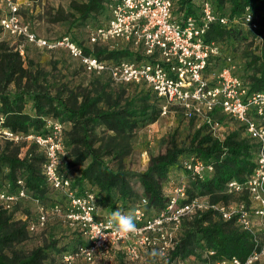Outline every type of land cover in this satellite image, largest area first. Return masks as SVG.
Returning a JSON list of instances; mask_svg holds the SVG:
<instances>
[{"label":"trees","instance_id":"1","mask_svg":"<svg viewBox=\"0 0 264 264\" xmlns=\"http://www.w3.org/2000/svg\"><path fill=\"white\" fill-rule=\"evenodd\" d=\"M118 1L86 0L73 5L78 14L76 26L89 35L94 29L108 22L110 7ZM196 1L198 0H184L177 3L175 15L179 17L180 12L195 14ZM209 1L219 16L230 19L241 16L246 7L251 8L255 17L257 13L264 15V0ZM261 19L264 18L260 17ZM242 28L240 23H230L227 27L217 24L211 26L205 35V41L220 44L221 56L211 58L210 66L212 61H218L219 71L226 66L227 58L235 62V57L228 53V46L231 44L239 47L245 44L247 55L243 57L244 65L246 70L253 71V75L249 77L250 90L264 91V49L260 56L249 53L252 42L249 39L255 34L248 29L243 32ZM114 48L104 49L96 54L91 52L92 55L86 54L99 61L104 53L108 61L121 63L140 60L137 54L130 51L129 45L118 44ZM7 50L4 45L0 46V116L3 118V126L13 132L36 133L42 127L44 117L69 121L71 128L66 133L64 159L70 167L85 165L81 173L70 178L72 187L88 191L90 184L97 188V203L101 208L110 209L112 212L120 209L131 213L133 203L130 202L134 197L132 181L136 178L148 198L149 207L160 209L166 202L161 183L166 181L165 188L170 190L179 184L181 172L188 176L190 189L187 195L190 198L209 194L213 201L226 204V183L233 179L243 181L252 170L257 147L243 137L240 131L231 129L227 122L230 118L225 116L217 123L218 133L224 136L223 140H214L209 134L203 133L206 130L203 126L192 134L189 143L182 145L183 148H173L164 156L152 158L145 173H126L123 160L131 152L132 133L156 120L163 101L150 88L128 92L126 87L119 86L115 90L106 82L100 84L99 80L90 81V86L94 85V89H85L80 95L81 100L73 93L65 97L62 89H51L44 73L27 72L20 64L18 53ZM233 74L239 76L238 72L234 71ZM26 103L31 104L28 105L31 107V114L24 112ZM2 150L0 187L8 185L9 190H13L16 182L21 180L29 191L42 195L45 191L40 170L42 158L33 154L30 158L19 159L18 147L11 144H7ZM190 158L211 165V177L202 180L192 178L184 168L185 161ZM187 201L182 200L181 203ZM180 231V237L175 240L166 258L154 257L150 251L144 256L142 263L208 264V259L204 258V252L208 250L214 251L213 260L235 257L243 261L253 245L249 235L235 227L233 221L225 222L213 217L211 213L184 221ZM27 239L26 224L15 222L9 213L0 211V264H60L57 258L63 252L74 249L79 240H83L82 233L77 231L68 237L60 235L52 243L28 251L21 247Z\"/></svg>","mask_w":264,"mask_h":264},{"label":"built area","instance_id":"2","mask_svg":"<svg viewBox=\"0 0 264 264\" xmlns=\"http://www.w3.org/2000/svg\"><path fill=\"white\" fill-rule=\"evenodd\" d=\"M184 0H119L110 7L108 22L94 29L88 37L91 44L110 43L115 47L118 42L130 46V51L140 57L138 62H121L107 65L82 53V49L67 38L57 43H50L32 32L29 23L22 20L20 10L24 0H0V28L14 39L16 51L21 56L27 49H54L63 47L70 55L82 61L88 71L96 73L108 72L116 81L146 85L159 99L165 101L162 108L165 112L168 106H178L190 115L204 113L206 123L213 133H218L208 114L216 108L230 119L243 124L250 137L256 141L258 148L255 157L253 175L244 182L230 181L226 185L228 194H249L252 204L249 210L235 214L224 209H216L225 221L237 216V223L243 230L251 231L256 221L261 226L259 231L264 237V93L249 95L241 81L234 76V65L231 58L226 59V66L216 73L212 79L207 77L210 59L221 56V46L217 42H206L205 35L212 25L227 27L239 24L250 31L256 29L254 14L246 7L240 17L232 21L228 17L219 16L209 0H198L195 14L180 12L175 15V5ZM255 115V116H252ZM255 117V118H254ZM257 118V119H256ZM61 126L53 127L54 135L60 133ZM49 138L48 159L45 176L49 185L56 191H63L67 204L65 207L54 205L52 212L62 215L73 226L77 227L88 240L87 247H78L75 251L63 252L64 264L76 260L92 261L101 251L108 252L114 245L135 239L141 247H155L157 252L163 250V258L175 243L174 233L165 229L170 224L175 230L181 220L200 206L195 201L179 203L185 197V185L174 190V195L167 201V207L155 217H147L140 206L147 201L141 199L135 209L134 219L137 231L121 237L110 229L105 230L107 239L94 235V227L106 223V217L101 219L96 215L95 199L92 192L78 195L71 189L69 179L55 171L54 162L59 154L60 144ZM61 149V148H60ZM185 170L192 178L203 179L211 174L213 167L201 160L190 158L184 163ZM14 198L0 195V203L12 201ZM252 205V206H253ZM125 213V212H124ZM235 214V215H234ZM48 213H41L35 224L29 226L30 231L43 228L47 222ZM233 216V217H232ZM250 217H254L253 220ZM164 240V241H162ZM162 241V242H161ZM161 242L162 246L157 245ZM260 243L256 242L259 247ZM256 249V248H255ZM150 250H152L150 248ZM153 251V250H152ZM133 261L139 258L137 248H128ZM212 254V253H211ZM264 258V249L253 250L243 261L238 258L223 259L215 264H257Z\"/></svg>","mask_w":264,"mask_h":264},{"label":"rangeland","instance_id":"3","mask_svg":"<svg viewBox=\"0 0 264 264\" xmlns=\"http://www.w3.org/2000/svg\"><path fill=\"white\" fill-rule=\"evenodd\" d=\"M85 1L86 0H24L23 5L21 6L20 14L22 20L29 23L32 32L50 43H57L67 38L69 41L76 43V45L82 49V53L86 56H88L86 53L93 52L96 54L104 49L113 50L114 47H112V44L110 45V43H100L96 46L89 43V35L84 33L83 29L76 26L78 14L73 9V5L81 4ZM260 17L264 18V15L257 13V17L254 16L256 26V29H254L255 35L253 38L249 39V42H252L250 46L251 49H248V51L249 53H254L256 56H260L262 49H264V21H262L264 19L260 20ZM98 19L96 18L95 20ZM232 19H230V21H232ZM245 30H247V28L243 27L242 31L245 32ZM1 45H4V47L8 49L7 51L11 53H18L21 58L20 64L27 72L36 73L37 71H41L44 73L46 75L47 83L52 86L51 89L59 91L62 89L63 96L65 97H69L71 93H73L78 96L79 100H81L80 95L85 91V89H94V85L90 86L91 80H99L100 84L106 82L110 85V88L112 87L115 90H117L119 86H124L128 92L133 91V89L135 92H139L144 88H148L146 85L116 81L108 72L90 73L86 70L85 65L80 59L72 57L68 50L63 47L58 46L50 50L30 48L26 50L23 56H21L19 52L16 51V43L14 42V39L0 30V46ZM107 45L108 47H106ZM246 46L245 44L240 45L239 47L231 46V44L228 46V51H230L228 53H231L236 59L235 62L232 60L235 67L233 71L239 73L238 78L249 95L262 94L264 91L253 92L250 90L251 81L249 77L250 75H253V71L251 69L246 70L247 67L244 65L245 59L243 57L247 55ZM89 55H92V53ZM105 55V53L102 54V56H100V60L107 63L108 58H106ZM109 62H111L110 64H119V62L115 61ZM217 62L218 61H212L211 66L207 71V77L210 79H212V73L217 71L219 68V64ZM210 70L213 71L210 72ZM97 88H100V86ZM30 103H26L24 108L25 113L31 114V107L28 106L31 105ZM164 103L165 101L162 102V106H158L160 108V113L155 121L146 123L144 126L135 129L132 133V149L130 154L123 160V169L126 173L134 175L145 173L151 165L152 158L164 156L173 148H183L182 145L185 143L188 144L192 134L203 126L206 127V130L203 133L209 134L214 140H223V135H218L217 133L212 132V129L206 123V120H204V113H192L190 115L188 112L175 105H169L167 110L163 112L162 108ZM208 116L214 124H217L220 120L225 118V115L222 112L209 113ZM42 121L43 125L39 130H36V133L33 131L13 132L3 126V118L0 116V151H3L2 149H5L7 144H11L18 147L19 159L30 158L33 154H38L42 158V161L40 162V170L45 184V191L42 195L29 191L25 183L21 180L16 182L13 190H9L8 185L0 187V195L14 198L12 201L1 202L0 211L9 213L12 216L13 221L26 224L28 239L21 247L28 251L52 243L60 235L68 237L70 234L76 233L77 231L80 233L77 227L71 225L65 217H63V214L58 215L52 212V207L56 204L65 207L67 204V198L63 191H56L49 185L44 173L45 167L49 165L48 153L52 151L51 149L49 150V138H54L55 136L57 143L59 141L61 148H59L58 151L60 155L57 154L54 162L55 171L59 175L69 179L72 183L70 178H72L74 174L81 173L82 169L85 168V165L75 167L67 166L64 159L66 156L64 143L66 142V133L69 128H71V123L69 121L62 122L59 119L48 117H44ZM227 122L230 127H232L231 129L240 131L243 137L249 139L250 142L258 148L256 141L250 137L243 124L236 122L233 119H230ZM56 125L61 126V128L60 133L54 135L53 127H56ZM97 133H100V129L97 130ZM56 140L53 139L55 142ZM257 148L255 154L257 153ZM253 164L251 172L243 181H237L235 179L231 181L242 183L248 180L253 175V171L255 169V159ZM206 177H211V174L207 173L204 175V178ZM228 183H226V185ZM165 185L166 181L161 183V189L166 202L162 208L156 209L152 206L149 207V201L144 195L142 185L135 178L132 181L134 197L133 201L130 202V204L133 203L131 213L134 215L135 209L140 206L139 203L141 199L145 198L147 203L144 206H140L141 210L144 211V214L147 217H155L161 211L165 210L168 205L167 201L174 195V190L182 185H185V197L183 200L187 199L188 202L195 201L200 207L195 208L191 214L185 216L176 230L175 228L173 229L172 225H166L165 229H167L168 233L173 232L174 239L176 240L180 237V230L183 222L192 220L195 216H199L204 213H211L213 217L223 220L216 209H224L229 213L234 211L236 214L241 207H243L242 210L244 211L255 207V205L252 204L248 193L243 192L239 194H228L226 192V185L224 186V195L228 197L226 204L213 201L209 194L198 195L190 198L187 195L188 189H190V184L188 182V176L185 172H181V175L179 176V184L174 185L170 190H167ZM71 189L78 195H82L87 192L81 189H74L72 184ZM88 191L92 192L94 195L96 215L101 219L110 216L112 210L98 206L97 188L89 184ZM181 202L182 200L179 199V203ZM120 211L124 212L123 210ZM45 212L48 213L45 226L37 229L36 231H30L29 226L35 224L38 216ZM236 217L237 216H234L229 221H233L235 227L249 235L253 244L251 252L253 250L259 251L260 248L264 249V237L261 236L259 231L261 229L259 227L261 226L258 222H254L253 229L251 231H247L243 230L239 223H237ZM250 218L255 220L254 217ZM82 238L83 240H79L75 248L69 251H75L81 246L87 247L89 245L88 240L83 235ZM161 242H157V245L162 246ZM256 242L260 243L259 247L256 246ZM125 243L114 245V247L108 252L101 251L97 253L92 261H86L80 258L71 264H143L142 262L144 260V256L147 255L148 252L156 249L155 247H140L135 239H129ZM117 245L118 248H116ZM119 246H126V248H123L122 250ZM133 247L137 248L139 251V258L136 261L131 259L128 252V248ZM150 248L152 250H150ZM214 256V251L208 250L204 252V258L208 259V264H215L217 261L223 260H213L212 258ZM57 260L60 264H64L61 256L58 257ZM257 264H264V258H262L261 262Z\"/></svg>","mask_w":264,"mask_h":264},{"label":"clouds","instance_id":"4","mask_svg":"<svg viewBox=\"0 0 264 264\" xmlns=\"http://www.w3.org/2000/svg\"><path fill=\"white\" fill-rule=\"evenodd\" d=\"M110 229L113 233L124 237L137 231L134 215L132 213H124L120 210L113 211L110 216L106 217V223L102 225H96L93 229L94 235L92 239L102 237L107 239L105 230ZM163 250L157 252L153 250L152 256L163 257Z\"/></svg>","mask_w":264,"mask_h":264},{"label":"crops","instance_id":"5","mask_svg":"<svg viewBox=\"0 0 264 264\" xmlns=\"http://www.w3.org/2000/svg\"><path fill=\"white\" fill-rule=\"evenodd\" d=\"M210 72H211V70H210ZM209 72V73H210ZM217 110H219V108H216L213 112H219V111H217ZM125 244H127V243H125ZM122 250H123V248H126V246H119ZM116 248H118V245H117V247Z\"/></svg>","mask_w":264,"mask_h":264},{"label":"bare ground","instance_id":"6","mask_svg":"<svg viewBox=\"0 0 264 264\" xmlns=\"http://www.w3.org/2000/svg\"><path fill=\"white\" fill-rule=\"evenodd\" d=\"M88 42H89V40H88ZM89 43H90V42H89ZM118 44H123V43L118 42L116 45H118ZM105 63H106V62H105ZM110 63H111V62L108 61L106 64H107V65H110ZM86 70H87V69H86ZM87 71H88V70H87ZM89 72H90V73H96V72H93V71H89ZM35 135H36V134H35ZM78 230H79V229H78Z\"/></svg>","mask_w":264,"mask_h":264}]
</instances>
